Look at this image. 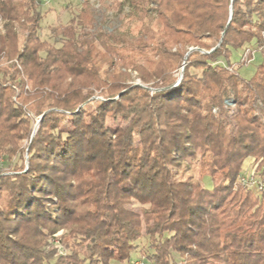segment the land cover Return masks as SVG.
Here are the masks:
<instances>
[{"label":"trees","instance_id":"obj_1","mask_svg":"<svg viewBox=\"0 0 264 264\" xmlns=\"http://www.w3.org/2000/svg\"><path fill=\"white\" fill-rule=\"evenodd\" d=\"M98 1L128 7V26L104 29L82 0L51 42L42 0H0V59L11 61L0 68V157L13 169L0 176V264H132L144 239L149 264H264V188L238 178L252 158L264 183V47L249 79L231 62L232 51L264 45V0ZM221 39L211 53L172 51ZM129 70L144 85L127 84ZM25 107L49 110L28 168L14 161L32 134ZM195 156L202 170L185 177ZM59 229L71 251L62 257L47 249Z\"/></svg>","mask_w":264,"mask_h":264},{"label":"rangeland","instance_id":"obj_2","mask_svg":"<svg viewBox=\"0 0 264 264\" xmlns=\"http://www.w3.org/2000/svg\"><path fill=\"white\" fill-rule=\"evenodd\" d=\"M90 1L93 4L97 25H102V27L106 30H112V29L124 30L128 26V24H127L128 20L124 17V15L126 13H128V7H125L124 12L122 14H118L114 10H106L99 3L98 0H90ZM81 2H82V0H46V1H42L40 4V11L43 14V19L41 22L42 27H41V32H40L42 39L49 40V41L53 42V39L51 38V35H52L51 34V28L56 26V25H59V24H66L79 11ZM21 34L22 35H21L20 43L23 42L24 32ZM248 46L257 47L258 44L256 41H253L250 44H248ZM182 48L183 49L188 48V52H189V50L191 48H200V47H197V46L187 47V46H182L181 44H178V45H175L173 47L172 51H176V50L182 49ZM212 48H214V47H212ZM200 49L205 50V51H210V50H207L205 48H200ZM198 51L204 53L201 50H198ZM243 51H244V48H239L237 50L232 51L231 62L235 64L234 67L238 66V63L241 60ZM187 53H186V55H187ZM261 60H262V53L257 52L255 61L250 63V64H245L241 67H238L237 68L238 73L240 74L241 77H243L245 79L251 78L255 74L257 66L261 62ZM10 62L11 61H7V59H5V58H1L0 59V68H3L5 66L9 65ZM142 62H144V61H142ZM184 63L182 61L179 64L178 68L176 69L175 75H176L177 79H176L175 83L177 81H179V78L182 75V69H183ZM129 72H131L132 76L126 82L127 84L144 85L142 83L141 78L138 76V73L136 71L129 70ZM183 73H184V71H183ZM180 81H179V83H180ZM178 84H176V85H178ZM176 85H174V86H176ZM28 86L30 87V84H28ZM28 86L26 88H28ZM150 89L152 90V92L157 90L156 88H150ZM18 91L19 90L17 89L16 92H18ZM99 94H101V92H100V90H97L95 92L94 96L96 98H101V96ZM118 97H119V95H117L115 98L117 99ZM13 99L15 101H17L16 96H14ZM226 105H228L231 108V110H233L235 108V105H234L232 100H226ZM25 109H26V107H25ZM257 110L259 111V113H261L259 108H257ZM26 112L28 113V116H30L32 119V132H31L32 134L30 135L29 138H25L20 142L21 146L25 150L24 160L23 159L22 160L16 159L14 161L17 162L18 166L24 164L25 168H28V166H29L28 150H29L31 141L34 137L35 131H36V129L40 123L39 120H40L41 116H36L33 112H30L27 109H26ZM213 112L217 113V109L214 108ZM108 121H109L108 122L109 125L113 128L117 127L118 125L123 124L122 121L114 122L112 118H109ZM263 123H264V116H263ZM135 141H136V144L140 143L139 136L135 137ZM182 168L184 169V172H186L185 177H187L189 175H193L197 179L199 172H201V170H202L200 157L195 156L192 158H186L183 161ZM12 170L13 169H12V167L9 166L8 162L3 160L2 157H0V176L12 173ZM254 172L255 171H254L253 159L247 158L243 164L242 175L240 174L238 176V178L241 179L242 177L248 178V177L253 176V178L256 180L258 178H257V175H256V177L254 176ZM202 183L207 187H212V185H213L212 178L209 175H207L203 178ZM255 190H257V189H255ZM129 207L134 209V210L139 209L138 203H133V204L129 205ZM67 233H68V230L59 229L58 231H56V233L51 235L49 238V244L52 246L48 245L47 249H50V248L55 249L56 250L55 255L57 257L58 256L59 257L66 256V255L70 254V252H71L70 249L66 248L61 241L63 235H65ZM138 246H139L138 249L141 250V252L138 251V257H137L136 261L143 263V264H149V262L145 256V253L151 252V249L149 248V245H148V240L144 239L142 241H139ZM84 250L86 251V249H84ZM179 260L180 259L178 257V261ZM136 261H134V262H136ZM50 264H53V263H50ZM112 264H116V263L112 262Z\"/></svg>","mask_w":264,"mask_h":264},{"label":"built area","instance_id":"obj_3","mask_svg":"<svg viewBox=\"0 0 264 264\" xmlns=\"http://www.w3.org/2000/svg\"><path fill=\"white\" fill-rule=\"evenodd\" d=\"M42 1H46V0H42ZM262 47H264V45L261 47L260 46L259 47L258 46L257 47H251V46L245 47L240 62H242L244 64H250V63L254 62L256 59L257 52H259ZM229 69L231 70L232 68L229 67ZM240 181L242 184L256 187L257 190H262L264 188V183H258L253 178V176H251L249 178L242 177L240 179ZM138 263L143 264V263H140L138 261L133 262V264H138Z\"/></svg>","mask_w":264,"mask_h":264},{"label":"water","instance_id":"obj_4","mask_svg":"<svg viewBox=\"0 0 264 264\" xmlns=\"http://www.w3.org/2000/svg\"><path fill=\"white\" fill-rule=\"evenodd\" d=\"M233 1H234V0H232V2H233ZM232 12H233V8L231 7V15H232ZM223 35H224V33L222 34V36H223ZM221 41H222V39L220 40V42L218 43V45H217L216 47L212 48L210 51H205V50H202V49H200V48H191V49L189 50V52L187 53V56H188L192 51H194V50H201V51H203L204 53H211V52H213L217 47L220 46ZM185 65H186V62H185L184 65H183L182 75L180 76L179 81L182 79L183 71H184V69H185ZM179 81H177L174 85L178 84ZM48 111H49V110L45 111V112L41 115L39 121H41V119L44 117V115H45Z\"/></svg>","mask_w":264,"mask_h":264}]
</instances>
